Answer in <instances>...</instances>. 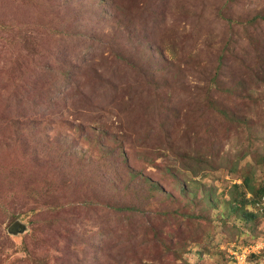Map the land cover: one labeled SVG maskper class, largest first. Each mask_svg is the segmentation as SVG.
Wrapping results in <instances>:
<instances>
[{"label":"rangeland","instance_id":"obj_1","mask_svg":"<svg viewBox=\"0 0 264 264\" xmlns=\"http://www.w3.org/2000/svg\"><path fill=\"white\" fill-rule=\"evenodd\" d=\"M262 16L0 0V264H264Z\"/></svg>","mask_w":264,"mask_h":264},{"label":"water","instance_id":"obj_2","mask_svg":"<svg viewBox=\"0 0 264 264\" xmlns=\"http://www.w3.org/2000/svg\"><path fill=\"white\" fill-rule=\"evenodd\" d=\"M25 228V224L21 223L20 220H16L10 227V231L17 233L19 231H23Z\"/></svg>","mask_w":264,"mask_h":264},{"label":"trees","instance_id":"obj_3","mask_svg":"<svg viewBox=\"0 0 264 264\" xmlns=\"http://www.w3.org/2000/svg\"><path fill=\"white\" fill-rule=\"evenodd\" d=\"M262 18L264 19V16H262ZM153 184H154L155 188H158L157 184H155V183H153ZM239 210H240V213L237 211V214L239 215V218L242 219V220L247 219V215L249 214V212H247L246 210H243L242 208H240ZM251 216H254V214H251L249 217H251Z\"/></svg>","mask_w":264,"mask_h":264},{"label":"built area","instance_id":"obj_4","mask_svg":"<svg viewBox=\"0 0 264 264\" xmlns=\"http://www.w3.org/2000/svg\"><path fill=\"white\" fill-rule=\"evenodd\" d=\"M253 250L254 249H252L251 251H253ZM251 251L246 248L245 250H243L241 252V255H240L241 257H237L239 264H246L247 254H249ZM237 255H239V254H237Z\"/></svg>","mask_w":264,"mask_h":264}]
</instances>
